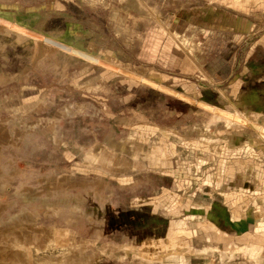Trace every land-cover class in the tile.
Segmentation results:
<instances>
[{
	"label": "rangeland",
	"instance_id": "rangeland-1",
	"mask_svg": "<svg viewBox=\"0 0 264 264\" xmlns=\"http://www.w3.org/2000/svg\"><path fill=\"white\" fill-rule=\"evenodd\" d=\"M200 2L0 0V264L162 256L108 226L131 201L125 177L140 175L132 155L152 139L140 101L190 60L174 16Z\"/></svg>",
	"mask_w": 264,
	"mask_h": 264
},
{
	"label": "crops",
	"instance_id": "crops-1",
	"mask_svg": "<svg viewBox=\"0 0 264 264\" xmlns=\"http://www.w3.org/2000/svg\"><path fill=\"white\" fill-rule=\"evenodd\" d=\"M246 1L204 0L174 16L188 66L140 101L156 138L132 155L140 175L125 177L131 201L108 227L164 249L149 264H264V0Z\"/></svg>",
	"mask_w": 264,
	"mask_h": 264
}]
</instances>
